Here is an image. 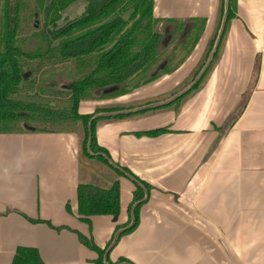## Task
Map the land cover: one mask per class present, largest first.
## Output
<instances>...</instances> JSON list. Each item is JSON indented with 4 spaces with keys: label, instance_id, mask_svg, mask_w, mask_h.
Wrapping results in <instances>:
<instances>
[{
    "label": "crops",
    "instance_id": "1",
    "mask_svg": "<svg viewBox=\"0 0 264 264\" xmlns=\"http://www.w3.org/2000/svg\"><path fill=\"white\" fill-rule=\"evenodd\" d=\"M222 5L223 0H154L159 21H205L195 48L173 73L126 95L82 101L79 113L127 111L173 98L181 78L205 63ZM84 7L76 3L68 11ZM202 84L178 109L99 122L97 143L115 167L82 155L81 126L76 133H0V264H12L19 248L36 250L44 264H95L97 253L79 235L104 250L116 228L131 218L136 185L116 174L118 166L150 191L138 227L110 251L111 264H124L121 259L125 264H264V0H237L235 18ZM157 129L169 132L136 135ZM116 181L119 216L84 222L78 186L107 189Z\"/></svg>",
    "mask_w": 264,
    "mask_h": 264
},
{
    "label": "trees",
    "instance_id": "2",
    "mask_svg": "<svg viewBox=\"0 0 264 264\" xmlns=\"http://www.w3.org/2000/svg\"><path fill=\"white\" fill-rule=\"evenodd\" d=\"M24 1L3 0L0 7V133H76L81 126L84 131L82 155L107 165L109 154L96 139L98 123L150 111L178 109L182 100L202 85L217 60L228 25L235 18L237 4V0H223L222 18L226 12V24L219 47L205 75L190 92L161 107L101 118L96 116L123 109H97L92 114H80V103L126 95L173 73L183 61L179 60L171 67L176 51L187 49V55L193 51L205 21H159L154 18V0H36L44 24L40 30L25 35L20 24ZM80 2L85 7L79 17L69 19L64 16L72 5ZM159 23L167 24L166 29L158 30ZM220 28L221 23L218 32ZM218 32L209 47L206 62ZM168 44L173 45L174 53L162 60ZM66 76L70 81L60 86ZM168 132V129H157L136 135L156 138ZM115 171L118 176L131 178L136 185L130 207L131 218L127 224L116 228L112 241L104 250L92 239L79 235L82 244L97 253L95 264H111L109 255L105 258L108 248L116 234L128 228L132 221L133 226L119 235L117 243L138 227L139 211L150 191V186L129 170L118 166ZM77 201L78 215L86 223H90L94 216L117 218L120 214V184L116 181L107 189L80 184ZM126 262L124 259L119 261ZM12 264L44 263L36 250L19 248Z\"/></svg>",
    "mask_w": 264,
    "mask_h": 264
},
{
    "label": "rangeland",
    "instance_id": "3",
    "mask_svg": "<svg viewBox=\"0 0 264 264\" xmlns=\"http://www.w3.org/2000/svg\"><path fill=\"white\" fill-rule=\"evenodd\" d=\"M24 2H25V9H23L22 12H21L20 24H21V26L23 28V31L26 32L25 35H30V34L36 32V31H38V30H40L42 28V26L44 24V19H43L42 10L39 9L36 0H25ZM3 4H4L3 0H0V7H2ZM77 4H83V3H77ZM83 11L84 10H82L81 12H76L75 10L74 11H68L67 10L64 13V16H68L69 19H74L76 17H79L82 14ZM172 52L174 53V47L172 45L168 44V47H166V51H163V57L161 59L164 60L165 58L170 57ZM208 52H209V48L207 49V52L205 53V56L203 58V62H206V55L208 54ZM176 53H177L176 55L180 57V58L178 57L179 60L180 61L183 60L182 63L184 61H186V59L188 58L187 49H182V50H180V52H179V50H177ZM173 64L177 65V63L174 62V63L171 64V67L173 66ZM202 65H203V63L200 64V67ZM199 68H198V70H199ZM198 70H195L194 73L190 76V78H185L184 80L181 78L180 84H179L180 85L179 88L177 89L176 88L177 86L175 85L176 87L174 89L176 91L173 92L171 97L174 94H175L174 95V97H175L177 94L180 93L179 91L186 90L187 88H189L191 86V84H193V82L195 81L196 77L198 76V75L196 76V72ZM68 77L69 76H66L65 80L63 81V83L60 84V86H63L62 84H66L67 82L70 81V79ZM174 80H178V79L174 78ZM200 87L198 89H200ZM168 98L166 97L164 100H166ZM96 100L100 101V100H104V99H96ZM94 163L99 165L98 161H95Z\"/></svg>",
    "mask_w": 264,
    "mask_h": 264
},
{
    "label": "water",
    "instance_id": "4",
    "mask_svg": "<svg viewBox=\"0 0 264 264\" xmlns=\"http://www.w3.org/2000/svg\"><path fill=\"white\" fill-rule=\"evenodd\" d=\"M227 11V10H226ZM225 24H226V12L222 18V22H221V28L218 32V36H217V39H216V42H215V46L213 48V51L211 52V54L209 55V58H208V61L206 62V64L204 65V67L202 68L201 72L198 74V76L196 77L195 81L193 82V84H191V86L189 88H187L186 90H183L182 92H180L179 94H177L175 97L171 98L170 100L164 102V103H159V104H152V105H148L146 107H143V108H139V109H133V110H127V111H119V112H112V113H102V114H99L97 115L96 117H101V118H112V117H116V116H119V115H126V114H133V113H137V112H140V111H143V110H150V109H153V108H157V107H161V106H164V105H167V104H170L172 103L173 101H175L176 99H178L179 97H182L184 95H186L188 92H190L194 86H196L200 80L203 78V76L205 75L208 67L210 66L211 62H212V59H213V56L214 54L216 53L218 47H219V44H220V40L222 38V34H223V31L225 29ZM90 147H91V140H89V144H88V151L90 152ZM106 160L109 162V164L112 166V167H115L113 163H111V161L106 158ZM134 224V221H132L131 225L126 228V229H122L120 230L115 238H114V241L112 243V245L108 248L106 254H105V258L108 257L110 251L113 249V247L116 245L117 243V240H118V237L119 235H121L123 232H125L127 229H130Z\"/></svg>",
    "mask_w": 264,
    "mask_h": 264
}]
</instances>
